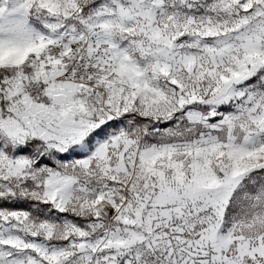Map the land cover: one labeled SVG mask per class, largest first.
<instances>
[{
    "label": "snow or ice",
    "instance_id": "6c2138e0",
    "mask_svg": "<svg viewBox=\"0 0 264 264\" xmlns=\"http://www.w3.org/2000/svg\"><path fill=\"white\" fill-rule=\"evenodd\" d=\"M0 264H264V0H0Z\"/></svg>",
    "mask_w": 264,
    "mask_h": 264
}]
</instances>
